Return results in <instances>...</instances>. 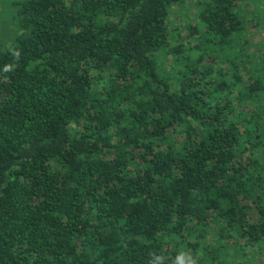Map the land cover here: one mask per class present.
Masks as SVG:
<instances>
[{
    "label": "trees",
    "instance_id": "1",
    "mask_svg": "<svg viewBox=\"0 0 264 264\" xmlns=\"http://www.w3.org/2000/svg\"><path fill=\"white\" fill-rule=\"evenodd\" d=\"M250 1L13 2L0 264H264Z\"/></svg>",
    "mask_w": 264,
    "mask_h": 264
},
{
    "label": "rangeland",
    "instance_id": "2",
    "mask_svg": "<svg viewBox=\"0 0 264 264\" xmlns=\"http://www.w3.org/2000/svg\"><path fill=\"white\" fill-rule=\"evenodd\" d=\"M18 0H0V46L2 44H7L9 43V36L15 32V26H14V19L12 17V14L14 13V5L13 2H16ZM255 5V6H254ZM254 6V7H252ZM246 7V8H245ZM255 14H261L264 16V0H255V1H250L249 5H244L243 3V11L245 10H250L252 11V8ZM177 19L185 20V19H190V17L187 16L185 12H181L178 14ZM250 38L252 44H257V47L259 49L263 48L264 49V34L261 31H257L255 33H250ZM263 44V45H262ZM258 49V51H259ZM262 51V49H261Z\"/></svg>",
    "mask_w": 264,
    "mask_h": 264
}]
</instances>
